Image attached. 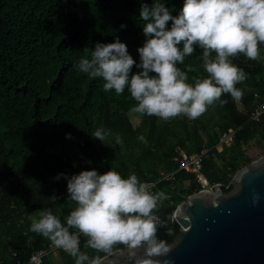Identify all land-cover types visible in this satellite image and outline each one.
I'll use <instances>...</instances> for the list:
<instances>
[{
	"label": "trees",
	"instance_id": "obj_1",
	"mask_svg": "<svg viewBox=\"0 0 264 264\" xmlns=\"http://www.w3.org/2000/svg\"><path fill=\"white\" fill-rule=\"evenodd\" d=\"M183 3L167 0L166 6L178 15ZM140 5L141 0H0V264L25 262L52 243L30 230L38 210L51 209L63 222L76 207L67 198V180L56 179L58 174L93 168L103 174L114 168L125 177L135 173L141 181L156 180L177 168V147L188 152L214 147L224 131L233 129L232 146L210 151L205 162L211 181L228 192L232 178L227 167L236 172L251 163L245 146L258 136L264 140V115L260 121L251 119L258 102L264 101V44L257 60L242 53L232 58L247 76L237 84L241 98L225 93L220 98L224 103L216 101L195 120L180 115L165 121L136 113V101L127 89L122 94L105 92L102 78L77 70L76 63L90 57L97 42L111 43L117 37L139 62L137 49L145 41ZM201 57L197 48L178 65L190 84L208 75ZM101 126L111 132L106 144L91 135ZM141 135L146 142L138 139ZM68 144L84 161L78 162ZM162 187L170 192L167 184ZM200 190L193 184L158 203L159 239L169 244L175 238L180 229L174 219L177 206ZM86 239L80 247L90 257L101 259L109 253L86 248ZM123 246L114 245L111 251ZM51 257L44 264H55ZM59 257L62 264H75L65 251Z\"/></svg>",
	"mask_w": 264,
	"mask_h": 264
},
{
	"label": "clouds",
	"instance_id": "obj_2",
	"mask_svg": "<svg viewBox=\"0 0 264 264\" xmlns=\"http://www.w3.org/2000/svg\"><path fill=\"white\" fill-rule=\"evenodd\" d=\"M166 2L141 0L139 18L144 22L145 41L137 49L139 62L117 37L111 43L97 42L90 57L76 63L77 70L89 78H102L105 92L122 94L127 89L136 101L132 111L165 121L180 115L195 120L216 101L224 103L220 98L225 93L240 99L243 92L237 84L247 76L232 58L241 53L251 60L259 58V45L264 44V0H184L178 15ZM197 48L202 50L208 75L190 84L187 72L178 65ZM133 66L139 71L133 72ZM91 135L105 143L111 132L101 126ZM138 139L146 142L143 135ZM115 141L120 143L119 135ZM61 176L67 180V198L76 207L63 222L51 209L38 210L30 230L62 248L75 264H102L100 257L81 251V235L87 237L85 247L98 252L126 245L135 264H159L153 257L170 251L167 241L157 236L161 220L155 211L167 197L153 192L137 174L125 177L114 168L101 174L93 168L71 176L61 173L56 179ZM260 199L254 193L253 205ZM138 249L144 255L136 259Z\"/></svg>",
	"mask_w": 264,
	"mask_h": 264
},
{
	"label": "water",
	"instance_id": "obj_3",
	"mask_svg": "<svg viewBox=\"0 0 264 264\" xmlns=\"http://www.w3.org/2000/svg\"><path fill=\"white\" fill-rule=\"evenodd\" d=\"M225 192L221 184L200 190L174 213L180 229L159 264H264V156L240 168ZM261 197L253 205V194ZM143 257V249L137 250ZM102 264H135L126 245L101 258Z\"/></svg>",
	"mask_w": 264,
	"mask_h": 264
},
{
	"label": "built area",
	"instance_id": "obj_4",
	"mask_svg": "<svg viewBox=\"0 0 264 264\" xmlns=\"http://www.w3.org/2000/svg\"><path fill=\"white\" fill-rule=\"evenodd\" d=\"M255 97L258 100L259 95L256 93ZM263 115L264 101L258 102L256 109L252 112L251 119L254 121H260ZM235 137L236 130L229 129L221 134L219 142L214 147L205 146L200 151L195 152H188L181 147H177V168L171 172H163L156 180L145 182L151 185V190L153 192H163L167 197L166 199H171L172 195L177 193L181 188L185 189L193 184H198L201 187V190L209 191L214 185L221 184L213 183L208 174L205 173V162L209 152L212 150H217L218 152L226 151L234 143ZM216 160L220 166H223L224 162L222 158L216 156ZM235 173L236 172L233 171L230 166L227 167V175L229 177L232 178ZM165 184H167L170 192H167L162 187L163 185L165 186ZM186 200H188V198ZM83 237L85 236H80V245ZM61 251L64 250L56 247L53 243H50L47 247L34 251L27 261H18V264H44L46 257H57ZM14 255H16V253H14Z\"/></svg>",
	"mask_w": 264,
	"mask_h": 264
},
{
	"label": "rangeland",
	"instance_id": "obj_5",
	"mask_svg": "<svg viewBox=\"0 0 264 264\" xmlns=\"http://www.w3.org/2000/svg\"><path fill=\"white\" fill-rule=\"evenodd\" d=\"M261 56L264 57V49L261 50ZM140 116L137 115L133 117V120L137 122ZM67 148H70L73 153H75L78 162L84 161L82 155L78 152L75 147H71L70 144L67 145ZM245 150L248 153V156L252 159V161L259 160L262 156H264V140H262L259 136L254 138L248 145L245 146ZM55 264H62L59 255L57 257L52 256Z\"/></svg>",
	"mask_w": 264,
	"mask_h": 264
},
{
	"label": "crops",
	"instance_id": "obj_6",
	"mask_svg": "<svg viewBox=\"0 0 264 264\" xmlns=\"http://www.w3.org/2000/svg\"><path fill=\"white\" fill-rule=\"evenodd\" d=\"M116 245H118V244H116Z\"/></svg>",
	"mask_w": 264,
	"mask_h": 264
}]
</instances>
